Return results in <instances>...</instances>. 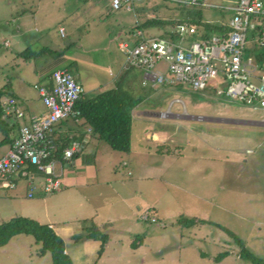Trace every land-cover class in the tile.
<instances>
[{
	"label": "rangeland",
	"instance_id": "1",
	"mask_svg": "<svg viewBox=\"0 0 264 264\" xmlns=\"http://www.w3.org/2000/svg\"><path fill=\"white\" fill-rule=\"evenodd\" d=\"M212 1V6L193 8L179 0H143L134 11H113L111 0H0V89L8 81L13 89L3 100L14 91L20 96L16 108L26 107L33 98L39 102L41 71L63 54L75 61L70 72L77 69L98 83L93 89L84 85L88 97L114 88L119 62H125L119 44L134 41L131 33L137 21H142L137 19L140 10L161 17L158 8H192L201 21L223 18L228 23L233 14L224 7L229 4L218 7L219 0ZM166 11L171 34L180 21L174 20L172 8ZM27 48L47 52L25 60L18 54ZM258 50L252 51L253 56L261 53ZM167 68L165 61H159L150 72L158 70L165 76ZM176 86L178 99L199 107V116L246 121L264 116L263 111H253L214 93L207 98L201 96L203 91ZM152 89L157 91L159 86L148 84L141 93L149 94ZM132 93L130 90L127 95L133 98ZM156 123L159 120L131 122L134 136L129 153L113 151L98 141L86 149L87 155L76 157L72 171L84 176L88 183L84 190L76 183H63L58 193L41 195L38 189L42 190L44 179L39 174L18 177L10 189L2 188L0 182V227L15 217L51 224L61 236L71 264H252L238 256L239 246L222 228L264 259V129L177 122L174 127L178 128L179 143L158 147L145 138L146 132L156 129ZM66 125L64 130L76 126L72 121ZM93 170L97 179L85 176ZM30 179L35 187L32 198L28 197ZM120 198L125 202L121 204ZM141 216L148 219L143 221ZM181 218L206 223L181 227L177 225ZM92 224L108 236L100 258V243L86 237L85 228ZM39 247L32 236H15L0 247V264H51L49 253L37 256ZM224 253V258L214 261Z\"/></svg>",
	"mask_w": 264,
	"mask_h": 264
},
{
	"label": "built area",
	"instance_id": "2",
	"mask_svg": "<svg viewBox=\"0 0 264 264\" xmlns=\"http://www.w3.org/2000/svg\"><path fill=\"white\" fill-rule=\"evenodd\" d=\"M142 1L111 0L110 7L113 11L122 8L132 11ZM180 3L206 6L205 0H181ZM231 10L233 15L227 24L228 32L221 36L198 40L200 36L195 26L178 24L171 32L174 38L144 39L136 32L139 41L131 47L122 44L120 49L132 67L147 72L157 62L165 61L170 77L154 75L159 84H183L194 92L210 87L218 97L264 112V59L259 60V53L256 56L252 53L256 48L264 49V0H237ZM51 81V88L46 85L37 88L47 110L42 117L32 116L24 122L25 114L17 110L14 99H8L2 105L6 114H14L22 122L8 151L0 158V182L4 189L13 188L12 179L18 176L39 174L44 179L41 192L54 194L63 187L56 167L70 164L80 151L81 144L72 141L63 150L61 160L55 159L58 148L52 134L63 122L80 121V112L75 106L84 96V89L66 70L54 71ZM29 166L36 169V173L28 171ZM28 186V197L32 198L34 180L30 179ZM147 219V216H141V220ZM151 222L155 220L151 219Z\"/></svg>",
	"mask_w": 264,
	"mask_h": 264
},
{
	"label": "crops",
	"instance_id": "3",
	"mask_svg": "<svg viewBox=\"0 0 264 264\" xmlns=\"http://www.w3.org/2000/svg\"><path fill=\"white\" fill-rule=\"evenodd\" d=\"M179 1H181V0H179ZM236 1L237 0H219V3L217 5H218V7H224L225 3L229 4V6L226 5L224 7V11H226V12L230 11L231 12L230 14L232 15L233 11L231 10V8L235 5ZM205 4H206V6H203L202 4H200V5H190V7L193 6V8H200V7L205 8V7H208L210 5L212 6L213 1L212 0H205ZM186 6H189V5H186ZM166 8L167 9L172 8L173 12H171V13H174V14H172V16H174V20H177V22L180 21L179 24L193 25V23L191 24L192 20L197 19V18H195L194 10L192 8H189L188 10H181L177 6H171V7L167 6ZM167 9H165L164 7L158 8V10L161 12V17H155L156 15H152L150 10L149 11L145 10V9L140 10L139 11V17L137 19H140V21L141 20L142 21L141 22L137 21L136 26L142 25L143 23H145L148 20H158L161 22H167V20H166L167 18L164 17L165 15H168L167 14L168 11H166ZM156 10H157V8H156ZM174 10H175V12H174ZM133 11H134V9H133ZM223 14H225V12H223L221 15H223ZM198 16H199V14H198ZM227 24L228 23H226V21L223 20V18H222V21H220L218 19L216 21H201V25H199V26L193 25V26L196 27V29L198 31V35L200 36L197 39L202 40V39L211 38L213 36H221L223 34H226L228 32ZM204 25L211 26V27H217L220 29H219V31L211 34L210 37L206 38L205 35H206L207 31H206ZM167 30L168 29L166 26L165 27L164 26H154V27H147L144 29L135 28V30H133V32L131 33L132 37L134 39L132 44L127 43V42L119 44V50L124 55L125 62H122V63L119 62V69L120 70H119L117 76L115 77V80L113 83L114 88H110V89L106 90V91H109V90H113L115 88H119L126 95L129 94L130 90L133 91L132 95L135 96V97H133V99L138 100L139 103L131 111L132 121L138 120V122H143V121L159 120V123H156V126H155L156 129L155 130H151V131L145 133L146 140H148V141L151 140L154 144H157L158 147H165L167 145H177V143H179V141H178L179 133L176 132V129H178V128L174 127L175 123H177V122L184 123V122L200 121V122H206L208 124H215V125L222 123L224 125H229V126L234 125L237 127H250L251 129H255V128L264 129V116L258 121L237 120V119H230V118H220V117H215V116H213V117L199 116L198 111L201 110L199 107H196L193 105L187 106L183 102H181V100L178 99L177 94H179L178 93L179 89L176 85L181 86L182 84H177V83L170 84L168 82H165L163 84H159L158 82H156L154 75H156V74L161 75L160 71L154 70V72H150V71L147 72V71L140 69V68H133L129 64L126 54H124L123 51L120 49V45L128 44L131 47L134 43L139 41V39H138L139 37L136 36V32H140L144 39L167 38L168 37L167 34L169 33ZM165 36H167V37H165ZM5 46H8V43H6ZM261 50H263V49H261ZM74 64H75V61H73L71 59V57L69 58L67 55L65 56V54L59 56L56 60L53 61V63H50L49 65L45 66V69L43 71H41V77H40V79L42 80L41 85H46L47 87L51 88L52 87L51 74L56 70H66L74 77V79L77 82H79L81 84V86L84 89V92L86 91L84 88V85L90 86L92 89L98 87L97 86L98 83L95 84L96 81L94 80L92 75H89V77H86L83 72H79L77 69H76L74 74L72 72H70V69L74 68ZM164 75H165V76H163L164 78L169 79L170 74L168 72V69H167V73ZM7 84H9V86H10L9 81L4 86H6ZM148 84H151V86L153 88H155V86H159V89L157 91H154L155 89H152L149 92V94L143 95V93H141V88L148 86ZM12 90L13 89L10 86L9 91H12ZM106 91H103V92H106ZM37 92H38V90H37ZM203 92L204 93H201V96H204L207 98H208L210 93H214L210 87L205 89ZM10 94H12V95H10L9 98H6L5 100L2 99V101H1L2 105L8 99H14L16 101V105H17V99L20 98L19 94L17 96L16 92H14V91H13V93H10ZM22 96H23V98H25L24 95H22ZM84 96L85 97L87 96L86 92L84 93ZM127 96L132 98V96H129V95H127ZM39 97H40V95L38 93V98ZM40 99L41 98H39V100H38L39 102H37L35 100V98H33V100H31L30 102H27L26 107H23L21 109L17 108V110L22 111L25 114L24 122H28L29 118L32 116L42 117V116L46 115L47 110H46L45 106L43 105V103ZM152 104H157V105L154 108H152L151 107ZM5 115H6V122L8 123V125L11 129L9 136H10V140L12 141L17 136L19 126L22 122L20 120H17L16 117L10 118L9 116H7L8 114H6V113H5ZM68 122L69 121L63 122L57 127L56 132H55L56 135L69 134V136H72V135H70V133H77V132H80L83 134L85 133L86 135L84 136V139L80 142V144H81L80 145V152H81L80 155L81 156L87 155L88 152H86L87 151L86 149L90 150L91 148L95 147V145L98 141L96 140V138L94 136L91 135L90 129L88 127H86L85 125H83L82 120H80L78 122L72 121L73 125H76V126L73 128H70L68 130H64L63 128H65L67 126L66 124ZM133 136H134L133 128L131 127V140H132ZM131 144H132V141H131ZM10 145H11V143L1 146L3 150H2V152H0V158H2L5 155V153L9 149ZM212 150L214 152L216 150V147L213 146ZM88 156H90V154H88ZM263 161H264V158H263ZM75 166H76V161H75V157H74L73 161L70 164L63 166L62 168L57 166L59 168V171L57 173L60 174L61 180L63 181L62 183H65V184L69 183V185H76L77 184L80 187L79 189L84 190L85 187H88V185H87L88 183L84 181L85 180L84 176L77 175L76 173H74L72 171V169ZM263 166H264V162H263ZM68 171H70V173H72V174L66 175L65 173ZM84 174L88 178H92V179L98 178L96 170L88 171L87 173H84ZM84 174H82V172H81V175H84ZM64 176L66 177L65 179H64ZM18 177H20V176H18ZM16 179H12V181L14 180V183H15ZM91 189L93 190L95 188H91ZM38 191L41 195L43 194L41 192V187L38 189ZM58 192H56V193H58ZM119 202L122 204V202H125V200L120 198ZM80 203H82V202L80 201ZM119 206L122 208L121 205H119ZM127 207L130 210H132L130 208V206H127ZM80 212H82V210H80ZM83 218H85V217H83ZM122 218L124 219L126 217H122ZM45 225H48L49 227L52 228V225L49 223H47ZM52 230H53V228H52ZM58 236H59V234H58ZM71 236L74 237L73 234ZM65 253H66V251H65Z\"/></svg>",
	"mask_w": 264,
	"mask_h": 264
},
{
	"label": "trees",
	"instance_id": "4",
	"mask_svg": "<svg viewBox=\"0 0 264 264\" xmlns=\"http://www.w3.org/2000/svg\"><path fill=\"white\" fill-rule=\"evenodd\" d=\"M201 25V19L192 20L191 24ZM169 22H161L158 20H148L142 25L136 26L138 29H144L154 26H168ZM172 25V24H171ZM207 33L205 37H210L214 32L219 31L220 28L204 25ZM167 36L174 38L173 35ZM165 36V37H167ZM47 52L41 49L39 52H34L29 48L19 53L18 56L29 60L38 57L40 54ZM50 54L55 52L48 51ZM259 59H264V49L258 55ZM10 90L9 84L0 89V134L3 139L0 141V146L11 143L10 140V127L6 122V115L1 104L5 94ZM139 103L138 100L128 97L121 89L115 88L94 97L83 96L80 101L76 103L75 108L80 112V120L83 125L90 129L92 136L97 141L104 142L109 148L116 152L129 153L131 148V111ZM69 134H52V139L57 145L55 152V159L61 160L63 150L68 148L72 141L81 142L84 139L85 133H70ZM81 152L75 154L78 157ZM28 171L36 173V169L29 166ZM196 223H206L203 220L181 218L178 220L177 225L181 227H190ZM222 228V227H221ZM239 246L240 251L238 256L242 259L249 261L252 264H264V259L258 258L253 255L240 240L232 232L222 228ZM86 237L98 241L100 243L98 250V257L102 255L107 243L108 236L103 233L101 229L92 224L90 227L85 228ZM18 235L32 236L36 245H39L37 256L42 257L49 253L52 258L51 264H71L69 257L65 253V246L63 240L52 230L48 225H41L36 221L25 218L15 217L8 222L2 224L0 227V247L5 246L13 237ZM226 256V253L220 254L214 258L218 262Z\"/></svg>",
	"mask_w": 264,
	"mask_h": 264
}]
</instances>
